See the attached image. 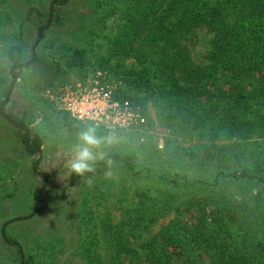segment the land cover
I'll return each instance as SVG.
<instances>
[{"label": "trees", "instance_id": "obj_1", "mask_svg": "<svg viewBox=\"0 0 264 264\" xmlns=\"http://www.w3.org/2000/svg\"><path fill=\"white\" fill-rule=\"evenodd\" d=\"M67 1L53 0L51 13L56 2ZM117 2L121 6L112 5L108 13L97 1L104 27L89 31L86 44L106 40L98 71L119 82L112 99L128 103L144 120L149 100L157 102L161 123L171 134L167 147L180 139L195 140L188 150L196 174L139 166L136 153L108 154L107 161L116 164L128 182L121 187L113 179L114 185L102 192L107 199L115 197L116 217L108 215L100 227L110 247L109 262L96 250L90 255L94 264H264V145L256 138L264 137V0ZM120 9V19L104 35L107 18ZM47 28L38 27L29 61L15 40L2 37L0 44L12 79L7 89L0 75V91L6 89L0 116L14 127L26 153L38 156L32 164L38 208L26 218L48 207L50 174L40 167L41 135L24 116L7 110L11 90L25 67L50 86L61 76L88 74L87 47H62L52 59L36 53ZM203 31L210 48L196 60L191 48ZM63 118L72 132L98 129L68 112ZM151 152L159 150L152 147ZM1 234L18 249L20 264H34L8 234L7 223Z\"/></svg>", "mask_w": 264, "mask_h": 264}, {"label": "rangeland", "instance_id": "obj_2", "mask_svg": "<svg viewBox=\"0 0 264 264\" xmlns=\"http://www.w3.org/2000/svg\"><path fill=\"white\" fill-rule=\"evenodd\" d=\"M52 1L0 0V44L4 42L2 37L15 40L25 61L31 59L38 27L45 24L48 28L36 48L40 57L56 58V52L65 46L87 47L89 52L87 76H81L79 72L61 76L50 86L39 80L35 71L25 67L19 72V78L11 90L7 110L22 118L24 116L26 124L41 135L44 145L40 150V167L50 174L45 194L48 207L29 218L26 217L38 208L33 198L38 184L32 172L33 161L38 156L26 153L14 127L0 116V264H20L18 249L2 238L1 229L6 223L8 234L22 244L23 253L26 257H33L34 264H94L90 255H94L96 250L105 254L104 261L109 262L110 247L103 240L100 227L108 215L113 220L116 217L113 206L115 197L107 199L102 192L107 185H114L113 179L121 187L128 182L121 169L107 161L112 151L136 153L139 166L168 173L196 174L188 150L195 140L180 139L175 146L167 147L166 139L171 134L161 123L160 109L153 100L148 102L149 115L144 122L134 121L133 125L122 127L114 124L97 126L99 135L111 134L114 139L103 149L105 159L96 164L93 173L87 174L93 180L91 187L86 183L87 177L82 178L71 172L67 161L73 154L79 133L66 128L63 118L65 111L58 109L48 91L79 86L87 89L96 86L97 82L110 90L119 86V82L98 71V57L106 48V40L97 38L93 46L86 44L91 38L89 31L104 27L100 23L102 10L97 8L98 0L56 2L51 13ZM100 1L108 13L112 5L117 8L121 6L117 0ZM121 11L107 18L104 35L112 31L121 17ZM4 16L7 18L4 19ZM209 48V35L203 31L191 48L193 58L202 60ZM9 69L7 54L0 50V75L7 80L6 88L12 83ZM5 91L1 89L0 100ZM256 138L264 145V137ZM178 144L180 146L176 147ZM152 147H157L159 152L152 153ZM139 185H142L141 181ZM109 190H112L111 187ZM86 210H91V213L85 214ZM94 240L97 242L92 243ZM54 253L57 255L53 256ZM205 264H209L208 261Z\"/></svg>", "mask_w": 264, "mask_h": 264}, {"label": "built area", "instance_id": "obj_3", "mask_svg": "<svg viewBox=\"0 0 264 264\" xmlns=\"http://www.w3.org/2000/svg\"><path fill=\"white\" fill-rule=\"evenodd\" d=\"M48 94L59 110L70 113L78 120L93 122L95 126L114 124L122 127L131 126L134 121H145L128 103L114 101L112 89L98 82L92 88L65 87L56 92L49 90Z\"/></svg>", "mask_w": 264, "mask_h": 264}, {"label": "clouds", "instance_id": "obj_4", "mask_svg": "<svg viewBox=\"0 0 264 264\" xmlns=\"http://www.w3.org/2000/svg\"><path fill=\"white\" fill-rule=\"evenodd\" d=\"M113 136L99 135L97 129L89 126L82 130L78 136V142L73 147V154L67 161L71 172L84 178L89 187L93 180L87 174L95 171L96 164L105 159L104 147L113 142ZM110 175V173H108Z\"/></svg>", "mask_w": 264, "mask_h": 264}]
</instances>
